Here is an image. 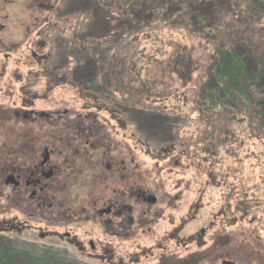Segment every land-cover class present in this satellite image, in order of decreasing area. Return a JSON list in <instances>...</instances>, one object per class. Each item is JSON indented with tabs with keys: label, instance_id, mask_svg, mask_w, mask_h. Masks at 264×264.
<instances>
[{
	"label": "rangeland",
	"instance_id": "374dc122",
	"mask_svg": "<svg viewBox=\"0 0 264 264\" xmlns=\"http://www.w3.org/2000/svg\"><path fill=\"white\" fill-rule=\"evenodd\" d=\"M123 1L12 0L4 13L13 21L11 28L16 34L0 36V44L4 45L0 49L18 45L19 51L12 52L9 59L22 62V51L38 36L34 27L44 29L43 34L50 33L51 41L46 44H52L54 53L56 50L54 60L61 61L56 64L60 66L55 75L57 89L49 96L52 99L34 101V108L47 109L54 103L57 108L80 111L100 107L94 103L97 100L80 96L82 91L93 94L104 106L98 120L104 123L105 140L115 144L120 140V144L123 138L135 137L137 187L156 194L159 204H171L175 209L166 211L169 224L163 219L151 234L146 231L136 243H121L119 264H264V129L253 119V111L243 108L240 102L231 105L229 100H220L208 111L206 99L194 94L201 84L209 86L206 71L213 65L209 56L215 57L217 47L204 44L203 25L191 26L187 19H181L183 11L179 7L159 14L150 8L141 12ZM211 7L219 13L221 25L231 20L244 22L252 16L250 9L264 10L252 0H225L217 7L219 11ZM50 13L52 28L43 26ZM237 25L233 29L239 32L234 35L245 39L239 42V48L252 67L264 71V64L256 61L252 51L258 45L264 52V17L255 18L245 30ZM27 29L30 34H26ZM48 48L41 54L47 55ZM186 54H192L194 79L183 85L171 65L174 55ZM1 57L0 76L35 77L29 92L43 95L42 71L9 62L3 72ZM202 61L205 73L201 69L198 75L196 69ZM70 75L72 79L65 82L59 78ZM6 80L0 81L2 87ZM79 80L87 84L81 86ZM69 81L72 87L66 85ZM143 81L149 90L140 91ZM14 101L19 100L4 98L0 104L12 106ZM224 110L236 113L232 124L224 120ZM14 118L0 122V133H5L6 127L8 134L10 130L18 131L20 126ZM206 148L213 156L206 154ZM97 157L92 162L85 158L82 163L98 165ZM125 168L129 172V167ZM110 175L102 176L105 179L101 183L117 186L108 178ZM240 200L242 205L237 203ZM3 208L0 199V264H108V256L86 259L71 243L42 235L43 227L5 232L1 226Z\"/></svg>",
	"mask_w": 264,
	"mask_h": 264
},
{
	"label": "flooded vegetation",
	"instance_id": "af4514ba",
	"mask_svg": "<svg viewBox=\"0 0 264 264\" xmlns=\"http://www.w3.org/2000/svg\"><path fill=\"white\" fill-rule=\"evenodd\" d=\"M9 4H12V0H0V36L16 34L11 28L13 21L4 13ZM51 15L43 21V26L52 28ZM36 26L34 29L38 36L33 44H27V55L25 50L22 51L25 53L21 54L24 61L9 59L12 52L19 51L16 50L18 45L11 44L6 49H0L1 61L5 66L3 72L9 62L17 63L42 71L45 81L43 95L39 96L36 92H29L32 90L30 81L35 77L6 76L4 73L0 76V81L7 79L3 81L4 88L0 85V102L4 98L19 100L18 103L14 101L12 106L0 104V115L6 116L0 117V122L13 116L20 126L16 133L10 130L8 134V127L5 133H0V199L5 215L1 222L2 230L10 232L13 229L21 231L24 228L35 230L43 227L42 235L71 243L83 258L95 260L108 256V264H119L121 243H136L146 231V234L148 231L151 234L163 219L169 224L166 211L175 209L171 204H159L156 194L137 187L135 137L123 138L120 144V140L117 144L105 140L104 123L98 120L100 112L105 111L104 106L93 94L82 91L80 96L85 100H97L94 103L100 107H87L80 111L57 108L54 103L47 109L34 108L37 99H52L49 96L57 89L55 75L57 68H60L56 64L61 62L54 60L56 50L55 53L51 51L52 44H46V41H51L50 33L43 34L44 29ZM26 34H30L28 29ZM46 46L49 52L42 55ZM72 77L59 78L65 82ZM78 83L81 86L87 84L80 80ZM67 84L73 86L71 81ZM107 95L112 99L110 93ZM117 126L123 129L121 124ZM110 132H114L113 128H110ZM95 154L98 155V165L92 163L89 167L82 163L85 158L94 161ZM125 166L129 167V172H125ZM87 172L92 176H82ZM104 172L105 175L111 174L108 178L117 186L109 187L105 182L101 183L105 179L102 176L106 177ZM80 179L86 180L79 183ZM119 180L122 181L121 185ZM80 198L84 203H78ZM172 230L174 234L177 233L176 227L173 226Z\"/></svg>",
	"mask_w": 264,
	"mask_h": 264
},
{
	"label": "trees",
	"instance_id": "16d2710c",
	"mask_svg": "<svg viewBox=\"0 0 264 264\" xmlns=\"http://www.w3.org/2000/svg\"><path fill=\"white\" fill-rule=\"evenodd\" d=\"M224 1L225 0H214L210 2L207 0H124L122 3L141 12L145 8H150L159 12V14H166L171 7H179L180 10L183 11L181 13V19H187L191 26L203 25L206 30L203 36L204 44H215L217 47L214 50L215 57L209 56V58L213 59V65L206 71L209 76V86L203 85L204 83L201 84L199 89L195 88L194 94L198 95L199 99L201 97L202 99H206L208 111L217 107L220 100H223V102L229 100L231 105H236L237 102H240L243 108L248 111L250 109L253 111L250 113L253 119H256L259 123L260 129H264V71L263 69H259L260 67H252L251 63L246 58V53L239 48V42H243L245 39L243 37L237 38L234 33L239 32V30L238 28L233 29L237 24L241 30L247 29L255 18H260V16L264 17V10L259 12L250 9L252 16L244 22H240L238 19L239 21L231 20L221 25L222 20L220 19L219 13L214 12L211 6H214V8L218 10L217 7ZM252 2L257 3L264 9V0H252ZM225 14L227 13L223 12V15ZM217 26L219 29H217ZM213 27H215V30ZM252 51L255 54L256 61L259 64H264L263 50L258 45H254ZM173 57L174 62L171 65L172 71L180 78L183 85L188 84L191 78L194 79L191 76V68L193 67L191 64L192 54L181 56L174 55ZM204 61L200 62L196 69L198 75L201 69L203 75L205 73V68L202 66ZM194 68L195 67H193V69ZM209 73H211V75ZM119 85L120 84H118V86ZM118 86H114L117 92ZM141 87L143 89L140 91L149 90L146 81L142 82ZM204 94L206 95L204 96ZM198 103H200V101ZM230 112L231 111L224 110L222 116L224 120L232 124L236 113ZM207 120L208 119L205 121ZM205 151L207 152H205L206 154L213 156L212 151L208 148H206ZM237 203L242 205L241 200Z\"/></svg>",
	"mask_w": 264,
	"mask_h": 264
},
{
	"label": "water",
	"instance_id": "95a60500",
	"mask_svg": "<svg viewBox=\"0 0 264 264\" xmlns=\"http://www.w3.org/2000/svg\"><path fill=\"white\" fill-rule=\"evenodd\" d=\"M226 264H230V263H226Z\"/></svg>",
	"mask_w": 264,
	"mask_h": 264
}]
</instances>
